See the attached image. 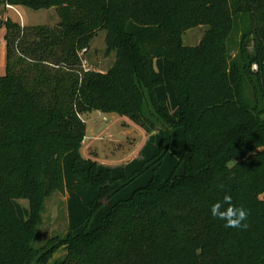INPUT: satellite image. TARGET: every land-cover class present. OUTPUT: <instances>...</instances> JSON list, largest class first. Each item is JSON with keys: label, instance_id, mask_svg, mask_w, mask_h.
<instances>
[{"label": "trees", "instance_id": "trees-1", "mask_svg": "<svg viewBox=\"0 0 264 264\" xmlns=\"http://www.w3.org/2000/svg\"><path fill=\"white\" fill-rule=\"evenodd\" d=\"M0 3L58 16L3 21L0 261L49 264L64 246L54 264H264V0ZM200 25L203 40L181 46ZM101 29L117 59L85 71ZM117 108L142 110L153 133L138 157L96 163L81 152L83 116ZM54 191L67 195L68 233L35 248ZM226 194L249 212L246 229L211 216Z\"/></svg>", "mask_w": 264, "mask_h": 264}, {"label": "rangeland", "instance_id": "rangeland-1", "mask_svg": "<svg viewBox=\"0 0 264 264\" xmlns=\"http://www.w3.org/2000/svg\"><path fill=\"white\" fill-rule=\"evenodd\" d=\"M7 7L15 8L11 4ZM6 15L4 6L0 5V75H4L7 70L5 39L7 29L3 23ZM9 16L16 21H22L23 18L28 26L51 25L58 20L54 6L38 11H33L28 7H19L18 11L10 10ZM207 33V25L183 30L180 45L196 46ZM106 35L107 30H99L94 36L90 48L81 53V57L88 60L92 69L106 71L117 59V51L120 48L108 43ZM237 35L240 36L239 33ZM146 116L142 110L134 108L127 109V111H120L117 108L109 113L94 110L89 115L83 116L87 123V138L81 149L82 154L86 158L96 160V163L110 166L121 165L138 157L149 134L153 133V129L149 128V122L146 121ZM45 199L43 203L45 210L39 214L35 221L36 231L32 240V245L35 248L45 245L49 239L63 238L68 233L67 195L54 191ZM21 201L26 202L24 199ZM65 254V247H59L49 264L62 260ZM0 264L5 263L0 261Z\"/></svg>", "mask_w": 264, "mask_h": 264}, {"label": "clouds", "instance_id": "clouds-1", "mask_svg": "<svg viewBox=\"0 0 264 264\" xmlns=\"http://www.w3.org/2000/svg\"><path fill=\"white\" fill-rule=\"evenodd\" d=\"M253 67H257L253 65ZM223 189V185L220 186ZM211 216L218 218L225 222L226 228H247V220L249 212L243 207H237L233 204L230 195H224L221 201L212 204L210 208Z\"/></svg>", "mask_w": 264, "mask_h": 264}, {"label": "crops", "instance_id": "crops-1", "mask_svg": "<svg viewBox=\"0 0 264 264\" xmlns=\"http://www.w3.org/2000/svg\"><path fill=\"white\" fill-rule=\"evenodd\" d=\"M0 5H3L4 6V9H5V11H6V19L7 18H11L10 16H9V11L10 10H16V11H18V8H8L7 7V4H2V3H0ZM22 7H28V6H22ZM28 8H30V7H28ZM30 9H32V8H30ZM33 10V9H32ZM33 11H38V10H33ZM22 16V15H21ZM12 19V18H11ZM13 20V19H12ZM14 21H16V20H14ZM17 22H19V23H21V24H25L26 22L24 21V19L22 18V21H17ZM87 138V137H86ZM86 138H85V140H84V142L86 141Z\"/></svg>", "mask_w": 264, "mask_h": 264}, {"label": "built area", "instance_id": "built-area-1", "mask_svg": "<svg viewBox=\"0 0 264 264\" xmlns=\"http://www.w3.org/2000/svg\"><path fill=\"white\" fill-rule=\"evenodd\" d=\"M7 6H9V4H7ZM85 52V51H84ZM83 69L85 71H90L92 69V67L89 66L88 60L83 58V63H82ZM103 72V71H102Z\"/></svg>", "mask_w": 264, "mask_h": 264}]
</instances>
